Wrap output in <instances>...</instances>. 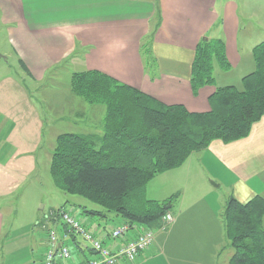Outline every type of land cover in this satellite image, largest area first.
<instances>
[{"label":"crops","instance_id":"obj_1","mask_svg":"<svg viewBox=\"0 0 264 264\" xmlns=\"http://www.w3.org/2000/svg\"><path fill=\"white\" fill-rule=\"evenodd\" d=\"M203 38L224 42L230 70L220 72L215 66L217 74L249 73L254 69L252 48L264 40V0H0V243L2 207L10 203L4 198L18 188L19 169L27 165L33 170L36 165L33 152L41 123L49 114L40 109V103L45 108L52 104L54 113L61 116L56 121L84 115L79 111L82 104L72 97L57 102L46 96L37 101L31 85H35L33 90L40 89L45 79V84L49 83L46 77L62 66L72 72L94 69L164 104H182L192 112L208 111V97L220 85L215 81L197 94L190 85L195 48ZM143 42L153 59L150 69L141 52ZM11 56L20 59L29 71L27 74L18 61L24 77L20 82L1 75ZM29 80L31 85L26 82ZM196 154L201 156L195 158ZM187 159H193L191 170L200 176L206 173L217 182L215 187L225 184L229 197L245 202L257 194L264 196V115L247 137L230 143L215 140ZM207 199L194 202L201 207H193L196 213L189 226L182 210L178 216L172 213L174 222L169 230L155 234L138 264H227L232 250L228 242L223 244L224 226L219 225L222 211L215 220L213 203ZM223 202L225 205L226 200ZM84 214L85 219L79 221L113 251L143 229L133 226L114 240L104 229L106 221L94 226V219ZM114 223L117 227L122 221L115 219ZM57 224L51 225L55 228ZM56 230L60 242L67 245L72 240L75 246L68 260H55L54 264H79L89 258V246L80 236L59 227ZM44 236L31 228V244L20 246L22 258H16L14 252L19 250L11 251L10 246L6 257L0 249V264H44L45 232ZM39 250L40 257L35 253ZM116 264L129 263L122 259Z\"/></svg>","mask_w":264,"mask_h":264},{"label":"trees","instance_id":"obj_2","mask_svg":"<svg viewBox=\"0 0 264 264\" xmlns=\"http://www.w3.org/2000/svg\"><path fill=\"white\" fill-rule=\"evenodd\" d=\"M143 46L148 55V44L141 43V50ZM252 57L254 69L242 76L241 88L217 86L208 97L210 109L204 112L189 111L182 104H164L99 70L73 72L70 91L87 103L105 107L102 133L63 132L56 136L49 167L54 185L102 208L82 206L83 213L105 219L110 215L109 220L120 219L130 229L150 228L169 211L164 207L171 205L174 196L164 202L142 199L143 186L215 140L230 143L247 137L252 125L263 117L264 40L252 48ZM213 63L221 71L230 69L224 42L203 38L191 65L193 94L214 84ZM58 209L66 210L58 206L50 211ZM222 220L232 250L227 264H264V196L257 194L245 202L228 197ZM52 223L58 224L54 228ZM57 227L70 232L58 218L47 224L48 229ZM104 229L111 234L106 225Z\"/></svg>","mask_w":264,"mask_h":264},{"label":"rangeland","instance_id":"obj_3","mask_svg":"<svg viewBox=\"0 0 264 264\" xmlns=\"http://www.w3.org/2000/svg\"><path fill=\"white\" fill-rule=\"evenodd\" d=\"M141 52L143 54L145 65L150 69L153 59H150L149 55H147L146 46L142 47ZM215 66L216 64L214 65L213 63L211 70V75L214 79V82L216 81V83H218L220 86L234 85L237 88H241V82L239 83V81L245 72L238 74L235 71L228 75H224L226 73L217 74L214 68ZM1 72V75H10L13 79L17 80V82H20V80L24 78L23 73L21 72L18 65V60L15 56L9 57V61L5 64V66L2 67ZM72 73L73 72L71 68L62 66L61 68L57 69V71H54V73L51 74V77H46L47 82L49 81V83L45 84V79L42 82L43 87L38 90H33L35 85H31V80L26 81L29 82V85H31V89L34 91L33 94L35 95L37 101H43L46 96L54 99L57 102L63 98L72 97L77 100L75 101L77 104H82L80 106L82 110L79 111H82L84 115L77 118H69L68 116V120H66V117H62L59 121H56L60 114L54 113L52 104L45 108L43 103H40V109H45L49 112V114L47 115V120L41 123V135L37 140V144L33 152V156L36 160L35 168L31 170V167L27 165L24 168L21 167L18 171L20 176L18 188L14 192L10 193L8 197L4 198V201L10 202L9 204H3L2 207L4 216L0 249L4 257H6V249H10V246H13L11 251L19 250L18 252H14L15 257L18 259L22 258L24 251L20 246L24 245L25 242V245L31 244V228L34 232L39 230V232H41L44 236V231L37 222L41 220L43 223L44 214H46L52 208L63 206L70 215L78 220L85 219V214L82 211L83 208H81L82 206L86 209H102L100 206L86 200L79 195L65 193L63 189L54 185L49 173L51 151L54 147L55 138L58 134L63 132H88L95 134L102 133L101 127L105 114V107L101 104H90L83 101L78 96L69 95L71 92L70 77ZM17 78H19V80ZM73 120H76V122ZM28 145H31V138L28 139ZM198 156L201 155L196 154L195 158H198ZM206 156L207 155H205V157ZM192 163L193 159H190L189 161L187 159L179 167L156 175L151 181L142 187L140 192V197L142 199H153L158 200L159 202L166 201L168 199L165 198L166 195H173L174 197L171 201V207L168 210L177 216L182 210V215L184 220L187 222V226L192 224L191 219L194 218V214L196 213L195 208L193 207H201V205H194L196 202H199L200 199L207 197V200L213 203L211 210L213 211L214 218L216 220L219 217V213L221 211L223 212L224 210L223 201L227 200L229 197V190L225 184L215 187L217 182L212 180V178L207 177L206 173L203 172L201 173L203 175L200 176L199 172V174H197V172L191 170L193 169L191 165ZM21 170H25L26 172ZM205 179H207V181H205ZM210 186H213L214 188L212 189ZM208 190H211V194H207ZM213 200H215L216 203ZM203 211L205 212L204 207L202 208V213ZM38 214L39 217L36 220ZM90 217L94 219L93 221H95L94 226H97L96 223L102 224L106 221L107 224L105 225L107 226V229H111L115 224V219L112 218L107 220L99 216ZM34 222H36L35 226H33ZM222 222L223 220H221V223L219 222L220 227L223 224ZM159 226L160 220H156L155 223L150 226V228L155 230L157 234L160 233L158 231ZM168 230L169 229L161 233H165ZM222 239L224 241L223 244L228 242L226 237L224 238L223 236ZM67 246L70 250L71 256V250L73 251L72 247H74L75 244L72 240H70L67 242ZM74 252H77V250ZM35 253H37V255L40 257V250L39 252ZM193 256L194 254L190 257Z\"/></svg>","mask_w":264,"mask_h":264},{"label":"built area","instance_id":"obj_4","mask_svg":"<svg viewBox=\"0 0 264 264\" xmlns=\"http://www.w3.org/2000/svg\"><path fill=\"white\" fill-rule=\"evenodd\" d=\"M55 218L60 219L70 233L80 236L89 246L91 254L89 258L79 264H116L120 259H125L129 264H138L139 256L147 250L154 242L156 231L152 228H143L137 235L126 243L121 245L115 251L109 250L103 245L100 239H97L94 232L86 228L78 219L73 217L64 209L57 211H48L43 216V223L39 220L37 223L41 226L47 237V250L44 255V264H54L55 260L66 261L70 257V250L66 244L60 242L56 229H48L47 224ZM48 221V222H47ZM174 222V216L167 211L160 219L159 232H164ZM130 229L129 225L121 224L115 227L110 234L111 239L122 236Z\"/></svg>","mask_w":264,"mask_h":264},{"label":"water","instance_id":"obj_5","mask_svg":"<svg viewBox=\"0 0 264 264\" xmlns=\"http://www.w3.org/2000/svg\"><path fill=\"white\" fill-rule=\"evenodd\" d=\"M170 207H171V205H170V204H167V205L164 207V209L167 210V209H169Z\"/></svg>","mask_w":264,"mask_h":264}]
</instances>
